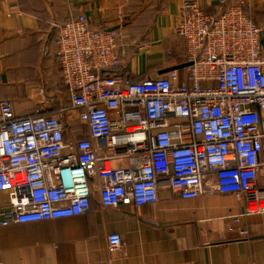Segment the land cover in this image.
I'll use <instances>...</instances> for the list:
<instances>
[{"label":"built area","instance_id":"2783aa9c","mask_svg":"<svg viewBox=\"0 0 264 264\" xmlns=\"http://www.w3.org/2000/svg\"><path fill=\"white\" fill-rule=\"evenodd\" d=\"M173 33L184 67L131 81L121 73V26L91 30L80 14L55 23L56 58L69 106L58 116L17 117L0 100V226L79 216L103 207L157 203L165 185L182 199L211 192L246 197L239 223L264 213L263 28L239 0L220 15L181 0ZM77 111L87 138H65L61 115ZM245 237L247 231H241ZM110 253L121 237L107 238Z\"/></svg>","mask_w":264,"mask_h":264},{"label":"crops","instance_id":"0c3cea01","mask_svg":"<svg viewBox=\"0 0 264 264\" xmlns=\"http://www.w3.org/2000/svg\"><path fill=\"white\" fill-rule=\"evenodd\" d=\"M238 1L199 3L205 14L220 15ZM244 1L264 40V0ZM180 5L181 0H0V100L10 102L17 117L58 116L70 107L53 25L80 14L93 31L121 26L128 78L154 79L160 70L185 64V40L173 33ZM76 117L74 109L61 115L71 141L87 138ZM7 201L1 192L0 206ZM246 201L215 191L182 199L165 185L157 203L142 207H103L94 195L79 216L0 226V264H264V213L231 220ZM115 233L121 246L110 253L107 238Z\"/></svg>","mask_w":264,"mask_h":264},{"label":"trees","instance_id":"16d2710c","mask_svg":"<svg viewBox=\"0 0 264 264\" xmlns=\"http://www.w3.org/2000/svg\"><path fill=\"white\" fill-rule=\"evenodd\" d=\"M61 24H64V23H61ZM176 35V34H175ZM178 36V35H177ZM55 38V41L57 42V38H58V36H57V33L55 32V36H54ZM263 45H264V40H263ZM57 49H58V43H57ZM121 73H123L124 75H128V73L126 72V70H125V68L122 66V68H121ZM62 77V76H61ZM144 78H146L145 76H143V77H131V78H128L129 80H131V81H140V80H143ZM62 84H63V82H62ZM65 86V85H64ZM66 87V86H65ZM66 89H67V87H66ZM69 91V90H68Z\"/></svg>","mask_w":264,"mask_h":264},{"label":"water","instance_id":"95a60500","mask_svg":"<svg viewBox=\"0 0 264 264\" xmlns=\"http://www.w3.org/2000/svg\"><path fill=\"white\" fill-rule=\"evenodd\" d=\"M188 66V64H183V65H180V66H176L175 68H168V69H163V70H160L159 71V76L160 75H164V74H166V73H168V72H171V71H174V70H176V69H182V68H184V67H187Z\"/></svg>","mask_w":264,"mask_h":264}]
</instances>
